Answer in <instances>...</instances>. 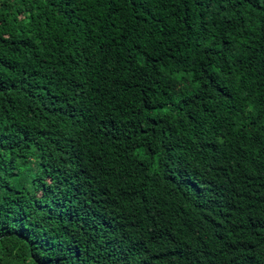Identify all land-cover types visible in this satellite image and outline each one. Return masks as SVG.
Wrapping results in <instances>:
<instances>
[{
	"label": "trees",
	"instance_id": "trees-1",
	"mask_svg": "<svg viewBox=\"0 0 264 264\" xmlns=\"http://www.w3.org/2000/svg\"><path fill=\"white\" fill-rule=\"evenodd\" d=\"M0 264H264V0H0Z\"/></svg>",
	"mask_w": 264,
	"mask_h": 264
},
{
	"label": "clouds",
	"instance_id": "clouds-1",
	"mask_svg": "<svg viewBox=\"0 0 264 264\" xmlns=\"http://www.w3.org/2000/svg\"><path fill=\"white\" fill-rule=\"evenodd\" d=\"M96 91H98V87H97V84L92 82V83H88L87 86H85V88H83L80 92L81 96H84L85 97V100L86 102L93 106L95 105V102L96 100L99 98L97 97V94H96ZM80 96V97H81ZM75 161V160H74ZM194 248V247H193ZM196 251V250H195ZM190 252V251H189ZM192 254H195L194 253V250L191 251ZM196 253L198 254V252L196 251ZM219 259V258H218Z\"/></svg>",
	"mask_w": 264,
	"mask_h": 264
}]
</instances>
